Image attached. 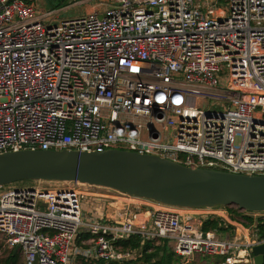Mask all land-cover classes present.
I'll return each mask as SVG.
<instances>
[{
	"label": "built area",
	"instance_id": "built-area-1",
	"mask_svg": "<svg viewBox=\"0 0 264 264\" xmlns=\"http://www.w3.org/2000/svg\"><path fill=\"white\" fill-rule=\"evenodd\" d=\"M49 16L0 0V155L123 150L264 176V0H113L57 27ZM86 200L71 188L0 187V237L9 251L20 246L23 264L137 261L138 250L117 244L133 236L184 259L254 264L264 244L228 208L149 201V210L119 205L116 218L96 221L106 205L87 202L86 219ZM223 215L252 239L236 224L233 238L204 231L209 219L227 227ZM244 216L264 225V213ZM83 229L92 238L78 246Z\"/></svg>",
	"mask_w": 264,
	"mask_h": 264
},
{
	"label": "water",
	"instance_id": "water-1",
	"mask_svg": "<svg viewBox=\"0 0 264 264\" xmlns=\"http://www.w3.org/2000/svg\"><path fill=\"white\" fill-rule=\"evenodd\" d=\"M22 181L81 183L179 208L237 207L264 213V176L193 169L123 150H25L0 155V187ZM253 255L254 264H264V244L254 247Z\"/></svg>",
	"mask_w": 264,
	"mask_h": 264
},
{
	"label": "rangeland",
	"instance_id": "rangeland-1",
	"mask_svg": "<svg viewBox=\"0 0 264 264\" xmlns=\"http://www.w3.org/2000/svg\"><path fill=\"white\" fill-rule=\"evenodd\" d=\"M30 1L31 3H34L36 10L40 14L42 15H45L47 13L51 14V16H49L45 22L47 25H50L52 27H57L64 21L79 18L87 13L100 11L101 9L108 6V4H106L107 2H103V4L106 5H102L103 6L102 8L101 6H99V2L97 3L93 2L94 0H89V1L88 0H30ZM221 7L227 8L225 4L221 5ZM14 185L18 187H26V188L38 187L47 190L69 189V188L75 189L77 191L84 193L87 196V200L85 201L86 202L85 208L87 207L86 213L90 212L91 210L90 205H88L87 202H92V200H100L101 202L105 201L108 204L116 202L118 203L116 206L119 205L124 206L126 204H131L133 206L140 207L142 210H149V208L152 205V203H150L148 200L131 197L112 189L84 185L75 182L39 183L37 181H22L19 183H14ZM232 208L236 209L237 207H232ZM105 214H107V212H105ZM9 253L10 251L5 245L4 237H0V264L3 259L8 257ZM174 260L176 261L175 264H222L224 258L217 256H195L190 259H184L176 256ZM23 263H24L23 256L19 253L18 264H23ZM138 264H144V263L138 262Z\"/></svg>",
	"mask_w": 264,
	"mask_h": 264
},
{
	"label": "trees",
	"instance_id": "trees-1",
	"mask_svg": "<svg viewBox=\"0 0 264 264\" xmlns=\"http://www.w3.org/2000/svg\"><path fill=\"white\" fill-rule=\"evenodd\" d=\"M30 3V0H24ZM182 160H185V155H180ZM229 212L232 214L233 219L235 220H244L249 225H255V221L251 217L244 216V212L239 208L233 209L232 207H227ZM205 232L209 231H218L224 233L228 230L225 227V223L219 220L209 219L205 222L203 227ZM258 229L264 234V225L261 224V221L258 224ZM92 238V235L86 230L83 229L77 236L76 242L80 245L82 241H88ZM119 246H122L124 250H140L141 258L137 261H130L125 263H116L111 262L110 264H138V262H143L144 264H175L174 258L176 255L170 250L166 242L163 241H143L140 236H133L127 241H119L117 243ZM19 263V252L15 253L14 250L10 251L7 258L1 261V264H18ZM99 264H105L100 262Z\"/></svg>",
	"mask_w": 264,
	"mask_h": 264
},
{
	"label": "crops",
	"instance_id": "crops-1",
	"mask_svg": "<svg viewBox=\"0 0 264 264\" xmlns=\"http://www.w3.org/2000/svg\"><path fill=\"white\" fill-rule=\"evenodd\" d=\"M93 2H96V3L99 2V6H101L102 8H103L102 5L108 4V6H111L113 4V1L112 0H111V2H110V0H94ZM103 2H107V3L106 4H103ZM96 6H98V5H96ZM107 7L101 9L100 11H95V12L103 13ZM100 203H101V205H104L105 204L107 209L105 210L104 209V206H102L101 208H99L97 210V212H95V216L94 217H96V221H101L102 215L111 217L113 219L116 218V214H118L119 211H120L119 208H118V206H116L118 203L113 202V203H110L111 205H109L105 201H103V202L100 201ZM103 211H104V213H103ZM105 212H107V214H105ZM87 213H86V219H88L90 217L89 212H87ZM223 217H224V220H225L226 225L228 227V230L223 233L224 236L233 238V237L237 236L236 233H237V231H239L238 235H242V237L247 238L248 241H250L252 239V237L249 235V233L247 231L241 230V228L239 227L238 222H233L230 218H228V216L226 217V216L223 215ZM229 222H231V223H229ZM233 224L238 225L237 226V231H236V227L233 226ZM259 233H260L261 236H264V234H262L260 230H259ZM86 243H87V241H82V243L80 245L78 242H76V245H78V246H84ZM138 251H139V254L141 255V251L140 250H138ZM100 262L101 261H85L84 259L77 258V259H75L74 264H99Z\"/></svg>",
	"mask_w": 264,
	"mask_h": 264
},
{
	"label": "bare ground",
	"instance_id": "bare-ground-1",
	"mask_svg": "<svg viewBox=\"0 0 264 264\" xmlns=\"http://www.w3.org/2000/svg\"><path fill=\"white\" fill-rule=\"evenodd\" d=\"M80 184H81V183H80ZM148 201H149V200H148ZM148 201H147V202H148Z\"/></svg>",
	"mask_w": 264,
	"mask_h": 264
}]
</instances>
